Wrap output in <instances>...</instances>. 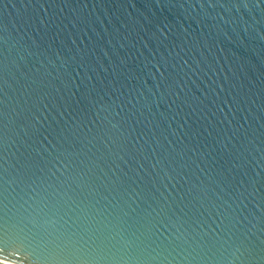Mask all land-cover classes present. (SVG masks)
I'll list each match as a JSON object with an SVG mask.
<instances>
[{
	"label": "water",
	"instance_id": "95a60500",
	"mask_svg": "<svg viewBox=\"0 0 264 264\" xmlns=\"http://www.w3.org/2000/svg\"><path fill=\"white\" fill-rule=\"evenodd\" d=\"M0 261L264 264V0H0Z\"/></svg>",
	"mask_w": 264,
	"mask_h": 264
},
{
	"label": "built area",
	"instance_id": "2783aa9c",
	"mask_svg": "<svg viewBox=\"0 0 264 264\" xmlns=\"http://www.w3.org/2000/svg\"><path fill=\"white\" fill-rule=\"evenodd\" d=\"M0 264H10V263L0 261Z\"/></svg>",
	"mask_w": 264,
	"mask_h": 264
}]
</instances>
